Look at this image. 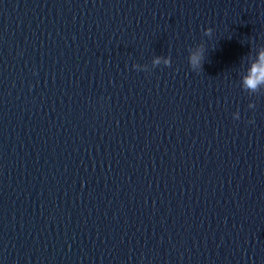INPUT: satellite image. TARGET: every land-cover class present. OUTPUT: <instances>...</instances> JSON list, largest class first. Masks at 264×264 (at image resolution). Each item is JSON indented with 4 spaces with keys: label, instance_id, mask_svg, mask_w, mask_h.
<instances>
[{
    "label": "water",
    "instance_id": "95a60500",
    "mask_svg": "<svg viewBox=\"0 0 264 264\" xmlns=\"http://www.w3.org/2000/svg\"><path fill=\"white\" fill-rule=\"evenodd\" d=\"M264 0H0V264H264Z\"/></svg>",
    "mask_w": 264,
    "mask_h": 264
},
{
    "label": "clouds",
    "instance_id": "9594fccd",
    "mask_svg": "<svg viewBox=\"0 0 264 264\" xmlns=\"http://www.w3.org/2000/svg\"><path fill=\"white\" fill-rule=\"evenodd\" d=\"M262 55H264V54H262ZM262 82H264V80L257 81V82H255V83H254L251 79H246V80H245L246 85H247L248 87H250V88H253V89H255V88L257 87V84H258V83H262Z\"/></svg>",
    "mask_w": 264,
    "mask_h": 264
}]
</instances>
